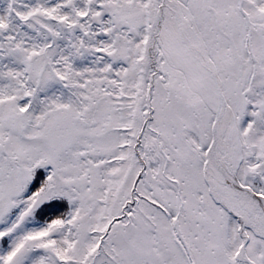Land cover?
I'll use <instances>...</instances> for the list:
<instances>
[{"label":"snow or ice","instance_id":"snow-or-ice-1","mask_svg":"<svg viewBox=\"0 0 264 264\" xmlns=\"http://www.w3.org/2000/svg\"><path fill=\"white\" fill-rule=\"evenodd\" d=\"M0 264H264V0H0Z\"/></svg>","mask_w":264,"mask_h":264}]
</instances>
